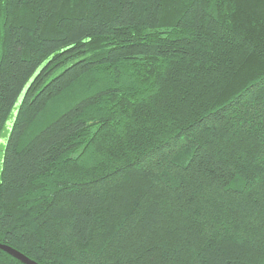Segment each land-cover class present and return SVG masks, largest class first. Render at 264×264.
Listing matches in <instances>:
<instances>
[{
  "label": "trees",
  "instance_id": "trees-1",
  "mask_svg": "<svg viewBox=\"0 0 264 264\" xmlns=\"http://www.w3.org/2000/svg\"><path fill=\"white\" fill-rule=\"evenodd\" d=\"M10 120L0 242L38 264H264V0H0Z\"/></svg>",
  "mask_w": 264,
  "mask_h": 264
},
{
  "label": "water",
  "instance_id": "water-1",
  "mask_svg": "<svg viewBox=\"0 0 264 264\" xmlns=\"http://www.w3.org/2000/svg\"><path fill=\"white\" fill-rule=\"evenodd\" d=\"M0 248L3 249L4 251L8 252L12 256H14L15 258L19 259L24 264H38L36 261H34L33 259H31L27 255L22 253L20 250L14 248L8 244H4V243L0 242Z\"/></svg>",
  "mask_w": 264,
  "mask_h": 264
},
{
  "label": "rangeland",
  "instance_id": "rangeland-1",
  "mask_svg": "<svg viewBox=\"0 0 264 264\" xmlns=\"http://www.w3.org/2000/svg\"><path fill=\"white\" fill-rule=\"evenodd\" d=\"M10 125H11V120L8 121V125L6 126V129L4 130L2 137H0V167H1V159H2V154L4 150V145L7 139L8 130H9Z\"/></svg>",
  "mask_w": 264,
  "mask_h": 264
}]
</instances>
